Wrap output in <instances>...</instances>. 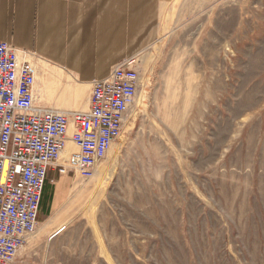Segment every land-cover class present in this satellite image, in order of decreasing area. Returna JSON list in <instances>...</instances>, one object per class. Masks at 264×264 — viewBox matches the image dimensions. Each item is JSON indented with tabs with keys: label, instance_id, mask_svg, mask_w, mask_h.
Instances as JSON below:
<instances>
[{
	"label": "rangeland",
	"instance_id": "374dc122",
	"mask_svg": "<svg viewBox=\"0 0 264 264\" xmlns=\"http://www.w3.org/2000/svg\"><path fill=\"white\" fill-rule=\"evenodd\" d=\"M162 3L121 135L49 174L16 264H264V0Z\"/></svg>",
	"mask_w": 264,
	"mask_h": 264
},
{
	"label": "built area",
	"instance_id": "2783aa9c",
	"mask_svg": "<svg viewBox=\"0 0 264 264\" xmlns=\"http://www.w3.org/2000/svg\"><path fill=\"white\" fill-rule=\"evenodd\" d=\"M140 81V61L132 57L93 82L87 111L42 109L33 63L0 41V264H16L35 233L50 171L94 177L128 121ZM68 141L77 152L63 160Z\"/></svg>",
	"mask_w": 264,
	"mask_h": 264
},
{
	"label": "crops",
	"instance_id": "0c3cea01",
	"mask_svg": "<svg viewBox=\"0 0 264 264\" xmlns=\"http://www.w3.org/2000/svg\"><path fill=\"white\" fill-rule=\"evenodd\" d=\"M163 1L0 0V41L33 63L47 92L40 98L36 89L39 108L72 116L88 110L94 81L106 79L117 64L139 58L159 41ZM222 26L217 19L216 32ZM204 38L202 48L208 32ZM69 149L70 141L65 156Z\"/></svg>",
	"mask_w": 264,
	"mask_h": 264
},
{
	"label": "bare ground",
	"instance_id": "6f19581e",
	"mask_svg": "<svg viewBox=\"0 0 264 264\" xmlns=\"http://www.w3.org/2000/svg\"><path fill=\"white\" fill-rule=\"evenodd\" d=\"M35 98H36V84H35ZM51 111H53V110H51ZM58 112H60V111H58ZM71 131H72V130H70L69 133H71ZM109 151H110V150H109ZM109 151H108V152H109ZM107 154H108V153H107ZM98 167H99V166H98ZM98 167H97V169H98ZM99 170H100V169H99ZM99 170L96 171V174H95L96 177H97V175L99 174Z\"/></svg>",
	"mask_w": 264,
	"mask_h": 264
},
{
	"label": "trees",
	"instance_id": "16d2710c",
	"mask_svg": "<svg viewBox=\"0 0 264 264\" xmlns=\"http://www.w3.org/2000/svg\"><path fill=\"white\" fill-rule=\"evenodd\" d=\"M44 199V194H43V198H42V200ZM43 205V201L41 202V206ZM41 206H40V210H41Z\"/></svg>",
	"mask_w": 264,
	"mask_h": 264
}]
</instances>
